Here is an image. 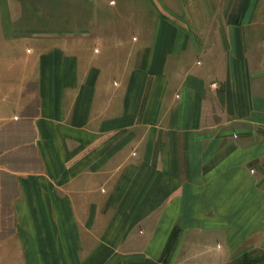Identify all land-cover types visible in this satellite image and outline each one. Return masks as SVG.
<instances>
[{
  "label": "crops",
  "instance_id": "crops-1",
  "mask_svg": "<svg viewBox=\"0 0 264 264\" xmlns=\"http://www.w3.org/2000/svg\"><path fill=\"white\" fill-rule=\"evenodd\" d=\"M264 264V0H0V264Z\"/></svg>",
  "mask_w": 264,
  "mask_h": 264
},
{
  "label": "rangeland",
  "instance_id": "rangeland-1",
  "mask_svg": "<svg viewBox=\"0 0 264 264\" xmlns=\"http://www.w3.org/2000/svg\"><path fill=\"white\" fill-rule=\"evenodd\" d=\"M247 263V260L245 259V261H241L239 264H245Z\"/></svg>",
  "mask_w": 264,
  "mask_h": 264
}]
</instances>
